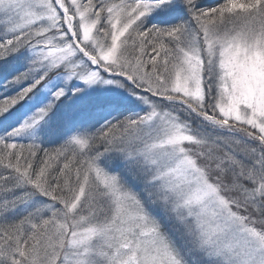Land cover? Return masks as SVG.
<instances>
[{"label":"snow or ice","instance_id":"snow-or-ice-1","mask_svg":"<svg viewBox=\"0 0 264 264\" xmlns=\"http://www.w3.org/2000/svg\"><path fill=\"white\" fill-rule=\"evenodd\" d=\"M0 264H264V0H0Z\"/></svg>","mask_w":264,"mask_h":264}]
</instances>
